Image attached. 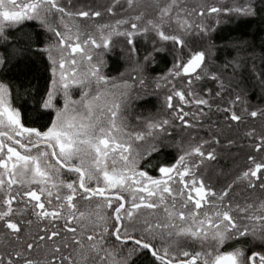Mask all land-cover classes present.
Here are the masks:
<instances>
[{
    "label": "snow or ice",
    "instance_id": "obj_1",
    "mask_svg": "<svg viewBox=\"0 0 264 264\" xmlns=\"http://www.w3.org/2000/svg\"><path fill=\"white\" fill-rule=\"evenodd\" d=\"M212 14L264 20V0H0V264H132L145 252L153 264H264V54L249 64L235 45L217 63L204 44ZM26 21L37 41L18 47ZM138 40L151 45L142 58ZM117 48L134 61L119 78L105 71ZM162 53L171 67L149 80ZM40 54L44 92L28 87ZM25 96L47 123L26 126L13 103ZM153 99L161 111L131 128L128 108ZM166 149L173 162L150 174ZM237 156L222 180L209 174Z\"/></svg>",
    "mask_w": 264,
    "mask_h": 264
},
{
    "label": "trees",
    "instance_id": "obj_2",
    "mask_svg": "<svg viewBox=\"0 0 264 264\" xmlns=\"http://www.w3.org/2000/svg\"><path fill=\"white\" fill-rule=\"evenodd\" d=\"M87 1V0H86ZM78 4H81L82 0H76ZM99 2V1H98ZM108 0L100 1L99 4L103 6ZM194 2V0H193ZM209 4H215L216 6H239L244 3V0H207ZM212 16H209L205 23L211 25L215 28V31L210 34V41L205 40L204 44L211 42L216 46V61L217 63L223 62L225 58H231L236 54L238 49L234 47L235 45H241L242 51L241 55L248 57L247 62L251 64L252 59H255L257 65H260V56L264 54V20L248 18L241 15H222L219 17V25L215 24ZM40 29L36 26L34 21L24 22L23 30L17 31L14 36V40L18 47H23L25 42L31 38L32 41H37L36 33ZM40 41L46 39V37L41 34ZM35 46H41L38 43ZM123 46V45H122ZM150 43L138 40L136 54L138 57H143L147 50H150ZM0 51H3V46L0 45ZM108 61V67L106 73L109 75L118 76L120 72H125L128 70L130 72L131 68L134 67V61L130 56H126L120 53L119 48L115 50V53L106 57ZM172 64V56L167 53L159 54L156 58V62L147 68L146 74L151 80L152 77H159L164 75ZM9 77L13 76L14 73H8ZM50 70H48V61L46 54L33 55L32 57V73L28 77V87L32 90H38L39 92H44L45 88L50 85ZM134 75V74H133ZM247 76L248 73H245ZM123 79L129 80L131 82V75H125ZM118 82H120L118 80ZM249 86L252 85V80L249 78ZM166 89L160 90V96L162 97ZM259 95V89L252 93L251 101L256 103ZM27 101V102H25ZM17 106L21 108L24 114V121L27 126H40L49 121V116L45 115L42 118L37 112L33 110L34 101L25 96L23 98L17 97L14 99ZM132 118L140 117L141 120L148 116L149 114H156L161 111L158 101L155 99L151 103L145 105L143 102H137L131 106ZM130 113V114H131ZM138 125V121L136 119ZM178 138V137H177ZM175 156V149H166L161 154H158L152 159V168L149 170L150 174L156 176L158 171L156 166L158 164H167L173 162ZM235 164H241L242 160L239 156L237 157H225L221 158L218 163L214 164L209 169V174L211 175L212 169H224L227 171L234 167ZM216 175V173H215ZM212 176V175H211ZM222 177L216 175L214 180H222ZM132 264H153L152 257L148 253H141L133 258Z\"/></svg>",
    "mask_w": 264,
    "mask_h": 264
},
{
    "label": "rangeland",
    "instance_id": "obj_3",
    "mask_svg": "<svg viewBox=\"0 0 264 264\" xmlns=\"http://www.w3.org/2000/svg\"><path fill=\"white\" fill-rule=\"evenodd\" d=\"M98 1L100 2V1H103V0H87V1L86 0H82L81 4H79V5L80 6L92 5L93 7L99 8L100 4H99ZM106 69H105V71H106ZM112 76H115V75H112ZM116 77H118V76H116ZM74 98H78V96H74ZM61 103H62V101H61ZM130 113H131V107L128 108V110L125 112V115L128 118V122H129L130 127L131 128H136L138 126L137 123H136V118L137 117L136 118L133 117L132 120H131V116H133V115H132V113L131 114ZM211 171H212L211 175L213 176V179H215V177H216L215 173H217V170L216 169H212Z\"/></svg>",
    "mask_w": 264,
    "mask_h": 264
},
{
    "label": "flooded vegetation",
    "instance_id": "obj_4",
    "mask_svg": "<svg viewBox=\"0 0 264 264\" xmlns=\"http://www.w3.org/2000/svg\"><path fill=\"white\" fill-rule=\"evenodd\" d=\"M13 103L15 104V102L13 101ZM16 105V104H15ZM26 126H27V124H26Z\"/></svg>",
    "mask_w": 264,
    "mask_h": 264
}]
</instances>
